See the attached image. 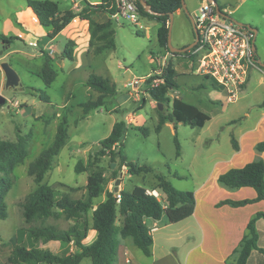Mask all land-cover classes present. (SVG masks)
I'll list each match as a JSON object with an SVG mask.
<instances>
[{
    "label": "rangeland",
    "instance_id": "rangeland-1",
    "mask_svg": "<svg viewBox=\"0 0 264 264\" xmlns=\"http://www.w3.org/2000/svg\"><path fill=\"white\" fill-rule=\"evenodd\" d=\"M55 1L59 11L69 9L73 4L72 0ZM216 1L221 9L234 7L229 14L233 20L257 28L258 33L254 39L256 56L258 62H264V0ZM183 2L187 13L183 9L174 12L172 19L167 22L170 42L174 47H182L194 39L189 15L192 16L196 12L199 0ZM25 5V0H0V35L13 37L9 45L3 44L0 40V63L7 62L18 75V84L6 87L5 76L0 68V96L5 97V102L0 105V139L16 142L20 137L26 141L27 147V155L13 168L14 183L5 195L7 216L0 219V264H11L8 258L16 244L25 247L37 245L58 254L73 249L71 243L62 241L34 242L27 231L32 225L47 224L63 230L75 222L85 220L88 231L84 242L89 243L92 240L90 211L86 215H77L70 219L64 216L48 217L44 221L30 223L25 222L22 217L21 201L36 187L32 176L27 174L28 164L51 143L63 114L67 118L68 137L54 157L52 167L45 173L42 182L50 185L57 193L80 198L86 194L87 176L94 173L103 180V193L93 200V203L97 204L104 199L106 190L113 189L117 178H120L118 191L121 188L130 190L133 186L140 185L157 198H162L163 194L154 189L155 175L161 174L175 188L193 192L201 181H211L215 172L214 161L217 158L230 159L233 157L232 154L236 153L231 146L230 136L239 137L240 128L247 123L242 122L245 115H248L247 121L252 122L264 112V107L261 106L264 100V66L259 63V68L250 69L248 81L239 98L228 103L219 90L218 97L209 98L207 91L211 89L209 85L212 80L194 74L193 59L183 55L167 54L165 49L157 45L156 30L159 22L154 18L140 16L141 28L130 22L117 24L112 21L115 31L113 48L98 54L92 50L91 54L85 56L82 45H79L78 54L73 48L77 46L74 43L72 49L75 56L69 60L61 55L68 40L64 32L58 33L48 43L56 50L52 55L43 46L47 39L46 34L36 35L28 25L16 22L14 16L17 11H21L19 6ZM20 33L25 36L19 37ZM46 54L53 57L52 67L56 71L55 79L50 85H45L40 78ZM163 60L165 63L170 61L176 72L188 75L186 77L178 75L175 80L181 94H186L190 100L198 102L201 110L209 115L210 119L202 127L167 120L159 130H156L158 119L156 106H150L147 100L145 106L137 108L140 98L144 96L145 89L149 86L146 75L149 73L153 75ZM90 73L108 78L110 84H114V92L104 97L102 106L82 118L80 103L95 99L98 95L97 91L85 85ZM133 79L139 81L135 87L137 90L128 85ZM155 83L157 82L152 81V84ZM174 92V89H170L167 94L172 97ZM41 93L48 96L49 102L39 98L38 95ZM137 97L139 100H136ZM161 110L168 114L170 106L165 104ZM131 113L134 118L127 124L122 141V153L136 166L148 165L151 168L148 172L129 174L127 167L119 164L118 157L112 160L107 154L102 156L97 154L101 148L99 140L109 134L113 123L119 120L126 121V116ZM138 126L146 127L147 134L144 135L137 129ZM175 133L180 143L179 157L175 154ZM194 141L196 146L205 149V153L194 155ZM251 150L253 155L250 160L257 156L254 148ZM244 154L251 156L247 142L244 143ZM78 163H81L83 170H75ZM217 185L220 186L218 183ZM236 189L238 188L228 190ZM213 196L223 195L213 192ZM186 223V220H180L167 225L160 223L159 227L155 224L149 226V231L156 239H164L167 234L184 228ZM115 224L117 227L121 224L119 214ZM12 235L15 237L14 240L10 239ZM127 240L130 241V238ZM133 249L132 256H129L132 258L131 264L137 262L135 255L144 263L149 261L138 247L133 246ZM79 264H90V259L83 258ZM114 264H125L120 251L115 255Z\"/></svg>",
    "mask_w": 264,
    "mask_h": 264
},
{
    "label": "trees",
    "instance_id": "trees-1",
    "mask_svg": "<svg viewBox=\"0 0 264 264\" xmlns=\"http://www.w3.org/2000/svg\"><path fill=\"white\" fill-rule=\"evenodd\" d=\"M150 5V9L160 13L155 15L145 11L141 3L136 0V6L141 16H148L156 19L159 26L156 30L157 45L165 49L170 55H183L195 61L192 53L194 47L182 53L170 52L167 47V34L169 14L181 8V0H145ZM26 5L36 16L38 23L43 27H49L47 39L57 35L70 21L74 15L87 18L96 11L113 13L115 7L113 0H99L96 4L86 2L82 7L59 11L57 2L54 0H25ZM137 31V30H136ZM114 27L111 19L102 22L90 19L89 33L90 43L93 45V52L98 54L114 47ZM139 33V31H137ZM12 36L0 35L3 44L9 45ZM73 41L67 40L61 55L69 60L73 59ZM53 57L45 55L43 60L40 78L45 85H50L55 79L56 71L52 67ZM177 72L170 61H167L161 73H154L146 80L149 86L145 93L151 100L163 106H170V111L165 114L163 110L158 111L156 130L168 121L182 123L189 126L202 127L209 115L199 109L196 105L186 102L180 97H170L167 92L176 89L178 84L175 80ZM154 79H162L163 82L152 84ZM206 79V78H204ZM85 85L98 92L95 99H89L82 103V118L90 111L99 108L104 103V97L114 92V84L108 78L90 73L85 81ZM211 89L219 90L218 86L210 81ZM39 98L49 102L46 94H39ZM146 103V97L140 98L139 107ZM264 106V100L261 103ZM127 122L119 120L113 123L108 135L99 140L101 146L98 155H109L113 160L119 158V164L126 166L129 174L148 172L151 168L146 165L136 166L128 161L122 153V141L127 131ZM144 135L147 128L144 126L136 127ZM68 137L67 118L63 114L56 126L51 143L43 148L34 159L28 164L27 174L32 176L36 187L28 192L21 201L22 217L25 222L30 223L37 220L44 221L48 217L59 218L64 216L67 219L77 215H86L91 212L90 229L95 232V237L89 243H85L88 227L85 220L74 223L67 229L59 230L52 225L41 224L29 226L28 236L34 241H62L71 243L73 251L58 254L48 249L40 248L37 245L25 247L16 244L12 250L8 262L11 264H79L83 258H89L90 264H114L118 237L130 238L132 243L137 246L145 255L150 254V246L153 242L146 219L159 220L165 216L170 223L183 220L193 213L195 198L190 190H179L161 174H156V187L162 194V198H157L152 193L147 192L144 186L135 185L130 190L121 188L119 200L115 196L113 189L104 192V199L97 204L93 200L103 193V180L100 176L92 173L87 176L86 194L80 198H72L68 194L57 193L50 185L43 183L45 173L52 167L54 157L59 153ZM231 146L234 150L239 149L237 140L233 135L230 136ZM174 145L176 156L180 155V143L174 135ZM256 153L264 151V140L258 141L253 146ZM27 155L26 141L18 138L16 142L0 139V219L7 216V205L5 195L14 183L12 175L13 168L21 163ZM76 171L83 170L81 163L75 167ZM217 183L228 189H235L243 186L252 187L256 191L254 198L244 199H220L215 206L227 204L232 207L243 206L258 200H264V160L260 156L246 162L239 167H230L218 174ZM117 214L121 216L119 227L115 224ZM263 218L264 212H256L248 221L246 233L242 236L237 246L229 255V264H246L252 249H257L264 253V249L257 245V231L255 222ZM11 240L15 237L12 235Z\"/></svg>",
    "mask_w": 264,
    "mask_h": 264
},
{
    "label": "crops",
    "instance_id": "crops-1",
    "mask_svg": "<svg viewBox=\"0 0 264 264\" xmlns=\"http://www.w3.org/2000/svg\"><path fill=\"white\" fill-rule=\"evenodd\" d=\"M72 2L73 4L69 9L80 8L86 2L96 4L99 0H72ZM19 7L21 8V11H17V14L14 16L17 23L28 25L30 29L35 31L36 35H42L43 33L45 35L50 31L49 27L42 26L41 29L39 28L41 25L38 23L36 16L27 5H25V7ZM229 7L227 8L229 9ZM232 9H234V7ZM179 10H181V8L177 9L175 12ZM100 11L101 10L90 14V16H93L92 18L98 22L107 20V12L102 11L99 14ZM66 29L67 28L65 27L60 32H64L65 34ZM18 36L23 38L25 35L20 33ZM51 39L45 40L43 44L45 49ZM73 48L79 54V46H74ZM92 50L93 45L90 52L85 56L91 54ZM39 55H41V53H39ZM74 56L75 55L73 54V57ZM159 56H161V54H159ZM178 75L184 77L188 76L183 72H177V76ZM202 88L205 89L204 87ZM174 91L175 93L172 96L180 97L184 101L192 103L201 109L198 102L190 100V97L186 94L182 95L178 90V87L174 89ZM207 95L209 98L219 96L218 91L213 89H208ZM144 96L146 97V101L148 100L150 106H156V102L151 100L146 93H144ZM136 100H139V98L137 97ZM139 104L140 102L137 107H139ZM247 117L248 115L246 114L242 122L247 123H245V126L240 128L241 132L239 137L235 138L238 142L239 149H233L236 153L232 154L233 157L230 159L222 157L217 158L214 161L215 172L211 181H201L198 188L193 191L195 198L193 213L191 216L181 220L187 221L186 226L182 229L174 231L173 234H167L164 239H156V237L152 235V232H150L153 239L150 246V254L145 255L143 253L149 258V261L144 263L140 257L135 255V258L137 257V262H134L133 264H160V262H168L169 264H229L230 260L228 257L237 246L242 236L246 233V226L249 219L258 211L264 212V200H258L238 207H232L227 204H223L218 207L215 206V203L220 199L229 198L238 200L244 198H254L256 196V191L249 186L239 187L236 190H228L223 186H218L216 183V178L221 172H224L230 167H239L244 165L246 162H249L253 155V151L251 149L254 144L258 141L264 140V112L260 113V115L256 119H253L252 122H248ZM126 118V122L130 123L133 120L134 115L132 113L128 114ZM246 142L248 143L251 156L244 154V143ZM193 153L194 155H202L205 153V149L196 146V142L194 141ZM256 154L264 160V151ZM213 192L220 193L223 196L214 197ZM146 223L149 228L151 225L157 224L159 227L160 223L167 225L170 222L167 221L165 216H162L159 220L146 219ZM158 227L156 231L158 230ZM255 228L258 235L257 245L264 249L263 218L256 220ZM94 237L95 232L92 230V240ZM127 239L128 237H118L116 254L120 251L123 255V263L131 264L132 258L129 256L131 255V251L134 250L133 246L135 245L132 243L131 239L130 241ZM73 249L71 251H73ZM155 250L157 251L156 253ZM126 259H128L129 262H126ZM246 264H264V253L258 251L257 249H252Z\"/></svg>",
    "mask_w": 264,
    "mask_h": 264
},
{
    "label": "built area",
    "instance_id": "built-area-1",
    "mask_svg": "<svg viewBox=\"0 0 264 264\" xmlns=\"http://www.w3.org/2000/svg\"><path fill=\"white\" fill-rule=\"evenodd\" d=\"M135 1L113 0L114 5L109 7L114 6L115 11L113 13L107 12V19H111L117 24L130 22L141 28L142 25L139 23L141 15ZM220 10L223 14L217 12L215 5L209 0H199L196 12L191 16L197 34L192 50L196 58L194 73L202 78L211 79L218 86L219 91L224 94L225 100L232 103L239 98L245 87L250 69L259 68V62L253 47L251 27L233 20L229 16L231 10L228 8H220ZM92 17L83 18L74 15L65 26L67 28L65 34L68 39L74 41L77 47L82 45L84 55H87L92 48L89 33ZM46 50L52 55L56 52L50 44L46 45ZM167 54L170 53L167 52ZM164 64L165 61L163 60L160 68L154 73H161ZM150 74L146 75L147 78ZM153 81L163 82L162 79H154ZM138 82V80L133 79L128 85L135 88ZM115 196L119 200L118 191L115 192ZM126 262L129 260L126 259Z\"/></svg>",
    "mask_w": 264,
    "mask_h": 264
},
{
    "label": "water",
    "instance_id": "water-1",
    "mask_svg": "<svg viewBox=\"0 0 264 264\" xmlns=\"http://www.w3.org/2000/svg\"><path fill=\"white\" fill-rule=\"evenodd\" d=\"M138 1L144 7L145 11H147L149 13H152V14H155V15H159L160 14L158 12H155V11L151 10L150 9V5L147 4V2L145 0H138ZM209 1L212 2L215 5L217 12H219L220 14H223L221 12L220 7L218 5V2L216 0H209ZM232 8L233 7H229V10H232ZM181 9H183L187 13V9L185 7V4H184L183 0H181ZM172 15H173V13L169 14L170 20L172 19ZM189 19H190L192 32H193V37H194L193 41H191L190 43H188L187 45H184L182 47H174V46L171 45V42H170V31L168 29L167 47H168L170 52L182 53V52L188 51L189 49H191L194 46V44L196 42V39H197V34H196V30H195V28H194V26L192 24V17L190 15H189ZM238 23H240V22H238ZM251 29H252V32H253V47L255 48L254 39H255L257 30L254 27H251ZM259 64L261 66H264V62H259ZM0 68H1V70H2V72L4 74V76H5V86L6 87L16 86L18 84V75L10 67V65L7 62H2V63H0ZM4 102H5V97L0 96V105H2ZM156 106L158 107L159 110L162 109V105L160 103H156ZM119 181H120V178H117L115 180L114 187H113L114 192L118 191Z\"/></svg>",
    "mask_w": 264,
    "mask_h": 264
}]
</instances>
